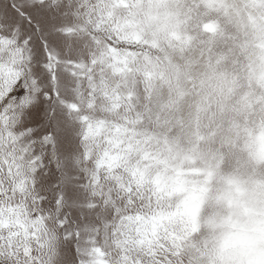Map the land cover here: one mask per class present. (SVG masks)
<instances>
[{"label": "snow or ice", "instance_id": "obj_1", "mask_svg": "<svg viewBox=\"0 0 264 264\" xmlns=\"http://www.w3.org/2000/svg\"><path fill=\"white\" fill-rule=\"evenodd\" d=\"M0 264H264V0H0Z\"/></svg>", "mask_w": 264, "mask_h": 264}]
</instances>
